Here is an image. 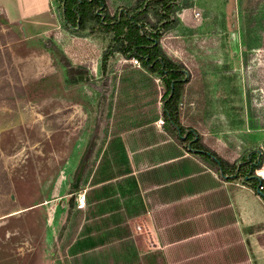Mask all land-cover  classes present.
Segmentation results:
<instances>
[{"label": "rangeland", "instance_id": "rangeland-1", "mask_svg": "<svg viewBox=\"0 0 264 264\" xmlns=\"http://www.w3.org/2000/svg\"><path fill=\"white\" fill-rule=\"evenodd\" d=\"M212 1L216 0H191L190 6L181 9L178 15L181 24L203 30L205 11L213 5ZM47 2L46 15L50 23L46 31L36 36L30 35L33 34L29 30L32 24L29 25L32 28H28L21 21L10 20L0 9V264H73V260L76 264H85L86 258L90 259V264H103L94 263V251L82 253L80 258L73 250L67 258L69 262L65 261L56 240L69 210H77L74 203L77 194L86 197V206L80 210L86 209L90 198L94 201L93 211L103 215L97 224L92 221L84 224L82 233L79 231L75 239L78 245L90 250L98 242L142 240L141 235H137L146 232L141 224L131 222L128 237L126 229L122 228L125 214L129 218L128 209L112 201L118 200L121 192L115 186L119 183L115 178L102 180L110 174L124 171L136 180L138 176H150L157 181L160 178L165 184L169 178L174 179L177 172L178 196L204 191L198 198L202 209L212 208L220 199L210 190L212 170L179 146L162 127L163 123L157 124L160 116L150 126L153 129L134 128L130 124V129L120 137L111 134L118 98L120 104L126 106L127 103L132 108V102L125 97L126 87L115 85L111 107L115 109L109 110L110 125L104 145L112 139L109 142L111 154L106 158L103 150L98 157L94 156L92 146L98 142L102 131L104 110L92 87L100 77V49L93 41L62 29L55 15V0ZM217 3L225 4L226 13L227 46L220 50L221 59L239 72L244 99L248 85L253 92L251 106L264 105V4L254 13L256 19L262 17L263 22L258 21L248 31L247 16L239 12L237 0H217ZM195 11L200 13L199 20L194 19ZM248 37L251 47L245 50L243 44H247ZM208 38L204 34L192 38L179 36L177 30L161 40L166 53L185 64L190 73L180 103L181 123L195 129L207 147L230 162L240 157L244 147L257 146L264 153V129L252 126L247 116L245 126L233 133V137L226 138L223 133L214 131L205 114L203 63L206 59L194 52L212 50ZM244 54L248 55L245 61ZM131 65L137 66L118 56L114 63L115 74ZM155 83L162 92V83L159 80ZM247 110L254 113L253 107ZM135 111H131V117L136 116ZM85 158L96 160V165L86 184L75 191L78 187L73 189V183ZM260 171L264 172V166L255 174L258 176ZM93 181L97 187H104L101 194H97L96 185H91ZM224 186L229 208L223 209L218 223L213 211L206 215L212 216L208 218V227L216 230L214 238L219 232L223 231L220 237L226 233L223 228L218 229L226 222L244 220L248 232H253L247 240H264V231H260L264 229V200L239 181ZM133 189L137 195L138 190ZM103 203L110 210L102 208ZM104 209L110 214H100ZM10 210L17 213L3 215ZM222 240H234V236L231 233Z\"/></svg>", "mask_w": 264, "mask_h": 264}, {"label": "trees", "instance_id": "trees-1", "mask_svg": "<svg viewBox=\"0 0 264 264\" xmlns=\"http://www.w3.org/2000/svg\"><path fill=\"white\" fill-rule=\"evenodd\" d=\"M184 1L187 3L184 4ZM224 3L220 5L217 0L212 1L213 5H209L205 11L206 22L203 30L184 26L179 21L181 9L189 7L191 0H55V15L60 27L68 34L85 37L96 43L100 49V77L92 87L104 110L101 116L102 131L97 138L98 142L92 146L94 156L98 157L103 150L106 158L111 154L112 147L109 142L112 139L104 145L110 125L109 110L115 109V106L111 107L116 86H123L126 87L125 97L132 102V108L127 103L126 106L120 104L118 98L119 106L111 125L113 136L120 137L131 126L150 127L160 116L162 127L189 155L209 166L221 180L239 181L264 200V179L255 174L256 170L264 166L263 151L257 146L244 147L240 157L230 162L207 147L195 129L181 123L180 103L185 86L190 80V73L185 64L170 57L161 46L162 38L172 31L178 30L179 36L187 38L208 35L212 50L199 53L197 51L194 54L206 59L203 63L204 104L205 114L212 122V128L215 132L223 133L226 138H231L233 133L245 126L247 116L252 120V126L264 129L263 103L251 106L250 96L253 92L248 85V94L244 99L239 72L221 59L220 50L227 46ZM263 4L264 0H237L239 12L247 16L248 31L258 21L263 22L262 17L256 19L254 14ZM247 40V44L244 43L243 46L245 50H250L249 37ZM118 56L129 61L135 60L138 67H124L126 70L115 74L114 63ZM246 56L248 55L244 54V61ZM155 80L162 83V92ZM250 107H253V114L247 110ZM131 111H135L136 116L131 117ZM95 162L96 160L84 159L81 180L75 191L86 184ZM124 175L127 173L120 171L110 174L107 180ZM91 185L97 183L93 181ZM87 204L88 211L93 209L94 201L89 198ZM79 227L80 220L77 215L73 221L63 225L58 240L66 241L62 243L61 250L76 239ZM118 227L121 228L120 224ZM125 227L124 222L122 228Z\"/></svg>", "mask_w": 264, "mask_h": 264}, {"label": "crops", "instance_id": "crops-1", "mask_svg": "<svg viewBox=\"0 0 264 264\" xmlns=\"http://www.w3.org/2000/svg\"><path fill=\"white\" fill-rule=\"evenodd\" d=\"M47 5V0H0V9L5 11L10 20L21 21L28 28H32L29 27L32 24L33 28L29 30L33 32V34L30 33L33 36L46 31V26L50 23L46 15L48 13ZM211 172L213 176L210 180L213 185L210 190L215 192L220 200L210 209H202L199 202L198 198L204 194L202 190L178 196L177 172L173 175L174 179L169 178L165 184L160 178L157 181L150 176L152 185L150 179L145 176L142 178L138 176V180L135 176L134 178L128 177L129 175L116 178L119 183L117 182L118 185L115 186L119 188L121 194H119L118 200L112 201L128 209L129 218L125 214L124 221L126 224L125 234L127 237L130 236L128 227L131 222H134L135 225L141 224L146 232H144L145 234L137 233V235H141L142 240L116 239L110 240V243L98 242L90 250H87L83 245H78L77 240H72L63 248L64 251L62 250L64 260L69 262L67 259L69 253L74 250L80 254V258L82 253L94 251L96 255L93 259L94 263L102 262L103 264H264V240H247V236L253 232H248L244 220L232 224L226 222L223 227L218 229L223 228L227 234H222L223 236L220 237L222 231L214 238L216 230L208 227L210 223L208 218L212 216L206 217V215L214 212L213 217L217 223L222 219L223 209L229 208L228 194L224 185L230 182L221 180L213 171ZM95 187L97 194H101L100 190L104 187H97V185ZM133 187L138 190L137 195L132 192ZM97 200L102 202L99 198ZM97 200L95 199V201ZM106 206L104 203L101 205L102 208L109 209ZM87 207L85 210H69L64 224L73 221L74 216L77 215L80 220V234L87 222L92 221L97 224L103 215L99 216L93 209L88 211ZM118 208L116 207V209ZM105 209L100 214H110ZM15 213L17 210H10L3 215L12 216ZM196 225L203 227H196ZM260 231H264V229ZM231 233L234 240H222L227 235L230 236ZM64 241L66 240H56L59 249H62ZM90 241L96 240H88V242ZM71 262L76 264V260ZM84 262L90 264V259L86 258Z\"/></svg>", "mask_w": 264, "mask_h": 264}, {"label": "built area", "instance_id": "built-area-1", "mask_svg": "<svg viewBox=\"0 0 264 264\" xmlns=\"http://www.w3.org/2000/svg\"><path fill=\"white\" fill-rule=\"evenodd\" d=\"M193 1H195V0H193ZM194 19H196V20L200 19V13L198 11L197 12L195 11ZM131 62L138 66V64L135 60H131ZM162 123H163L162 119L158 120V122H157V124H162ZM257 174H258V177L264 179V172L263 171L257 172ZM74 203H75V207L79 210L85 208V206H86L85 195L84 194H77V196L75 197Z\"/></svg>", "mask_w": 264, "mask_h": 264}, {"label": "water", "instance_id": "water-1", "mask_svg": "<svg viewBox=\"0 0 264 264\" xmlns=\"http://www.w3.org/2000/svg\"><path fill=\"white\" fill-rule=\"evenodd\" d=\"M82 167L80 168L77 176L75 177V180H74V183H73V189H76L78 187V185H79V181H80L81 174H82ZM69 182H71V183L73 182V179L71 177L69 178Z\"/></svg>", "mask_w": 264, "mask_h": 264}]
</instances>
